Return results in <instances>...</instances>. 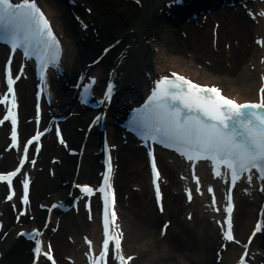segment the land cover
Wrapping results in <instances>:
<instances>
[{
  "label": "bare ground",
  "instance_id": "1",
  "mask_svg": "<svg viewBox=\"0 0 264 264\" xmlns=\"http://www.w3.org/2000/svg\"><path fill=\"white\" fill-rule=\"evenodd\" d=\"M43 1L46 4L49 15L55 18V28L59 30L65 39L62 57L68 83L75 79L74 75L78 69L97 75V84L103 80L104 76L106 77V71H104V74L102 71L106 65L113 68L116 74L118 91L112 102V107L108 110L105 129L108 141L112 144H117L115 152L116 161L120 163V173L116 177V186L119 192L124 191V193H128L129 195L126 200L129 207L124 208L122 201L125 203V200H121L120 193H118V207L120 210V220L125 225L124 229L126 231L124 249H126L127 253L134 255L131 263L216 264L214 263L215 256L213 252L217 245L218 234L215 225L212 222L210 223L207 220L208 216L203 213L201 201L195 199L190 205L185 206L183 204V197L181 195H174L171 192L173 189H177L176 187L179 182L176 177L177 168H175V163H166L161 158V155H159L158 159L163 176L168 180V184L163 186V208H165V211L162 215H159L154 207V199L151 197L152 207L151 200L147 199L150 189L145 162L141 160L144 150L141 147L135 146L134 141H129L126 145H123L119 138L120 129L112 127L110 122L112 115L117 114V111L114 110L119 109L121 106L125 107V102L128 98L134 103V100L138 99L139 95L145 93L149 84L146 72L152 77L155 73H163L166 69H178L180 71L185 70L198 79L199 73L197 70H192L188 65L189 62L195 63L193 58L211 61L212 67L217 72L220 71L221 73L223 69H226L223 77H225L224 81L227 83L225 84L223 81V88H225L228 94L234 93L241 100L256 97L255 92L259 84V75L262 74V68L264 67L259 63L258 56L264 52V44L262 48H258L253 44H250L246 48L245 45L246 42L250 41L248 37L252 32L258 35L264 33L262 27L264 23L259 21L257 25H254L250 20L242 17L240 12L237 13L230 8L213 12L209 15V18L219 20L221 17L217 29L216 50H213L211 30L208 29V22L202 24L201 28L195 26L194 23H181L178 29H173L166 22L162 14L152 17L155 10L151 12L152 15L150 16L148 13L151 5L159 0H141V9H138L132 3L124 2L121 8H115L116 12L111 18L109 16L110 10L104 4L102 5L101 14L97 15L102 26L98 36L104 39L111 36L113 31H115L114 35L121 37V40L112 50L105 54L102 60L96 63V66L86 67L82 60L86 55L95 52L98 46L95 42L96 36L88 33L84 40L79 43H72V40L76 37H84V32L77 27L75 21L68 20L67 17L65 18L63 13L68 8L66 2L62 0ZM84 1L87 5L94 7L95 14L96 11H100V7L95 6L90 0ZM100 1H105L104 3L109 4L108 0ZM192 4L194 3L191 2L190 5L192 6ZM204 5L206 4H203L201 7H204ZM211 5L209 3L208 6L210 7ZM193 6L195 7V5ZM89 18H91L89 15H83V19L89 21ZM64 19L65 21L61 26V21ZM177 22L179 23V21ZM129 28L133 29L131 34L128 32ZM181 29L186 31L185 37L180 35L179 30ZM144 38L148 39L150 47L156 48L157 52L151 53L148 50V46L142 43ZM234 39H236L237 45L233 44L232 40ZM224 40L231 42L228 51L224 49ZM116 49L118 50L117 53H121V55H108ZM189 53L192 58L190 56L189 58L185 57ZM164 55L166 57L163 60ZM150 59H154V64L149 62ZM251 64L254 67L252 70L248 67ZM203 68L207 71L206 67L203 66ZM213 80L214 78L208 77L204 81L212 82ZM30 84H32V81L31 78H28V80L19 81L17 85L21 112L20 127L24 128L28 125L25 122L24 116L29 112L32 102ZM57 85L59 87L56 90L55 96L59 100L63 98L67 100L65 103L61 101L58 111L60 110L66 115L70 108H66L65 104L69 105V107L74 105V91L69 86H64L61 83ZM88 112L89 110L82 109L79 111L78 116L70 117L62 123L63 134L69 141V144L76 146L82 141V131H78L77 128L83 125ZM0 132H3V128ZM99 134L96 130L89 132L85 140V147L80 160L81 164L76 177L74 173L76 157L67 156L57 145H50L51 140H44L42 157L38 166L45 164L43 165L44 169L53 167L54 175L50 177L48 174H43L40 171L35 170L32 172L33 181L30 184L31 211L35 215V219L32 222L27 221V225L39 224V220L43 216V212L34 208L37 200L48 198L64 199L68 192L69 182L73 177L79 183L96 179V170L100 166L97 162L99 155H96L93 151L97 149L96 140ZM48 155L49 157L52 155L59 157V162L49 165L48 160H46ZM4 158L0 164L1 166L12 159L10 153H6ZM125 183H129L130 186L131 184L139 185L142 189L141 195L126 188ZM46 193H48V196ZM236 198L237 206L234 213L235 233L238 238H241L249 231L251 222L256 216L259 200L264 199V194L252 193L248 197L239 196ZM184 209H186L185 212ZM96 210L98 211V206ZM0 211L2 212L0 219H3L4 230H8L7 236L0 241V249L3 255L1 256L0 264H29L30 255L25 254L29 243L20 237L13 238L9 206L6 203L0 204ZM189 211H192L191 221L186 220L185 217L184 219L179 217L181 213L185 214ZM75 215L69 212L61 217L57 231L49 237L60 264H66L62 260V256H71V254L75 259L74 261L77 260L78 263L80 251H75L74 247L77 243L81 242V235L85 234L86 231L91 236L96 233L94 230L97 228L94 223L88 224ZM55 218L56 216H53L52 220ZM166 220L170 222L166 223ZM61 232L63 236H61ZM262 232L260 236L254 239L252 250H255L261 244V241H264V230ZM66 235L74 236L75 244L65 241L64 236ZM80 248H82L81 245ZM237 252L238 248L235 244L228 245L227 249L222 252V259L219 264H231L236 258Z\"/></svg>",
  "mask_w": 264,
  "mask_h": 264
},
{
  "label": "snow or ice",
  "instance_id": "2",
  "mask_svg": "<svg viewBox=\"0 0 264 264\" xmlns=\"http://www.w3.org/2000/svg\"><path fill=\"white\" fill-rule=\"evenodd\" d=\"M264 14V13H262ZM0 40L9 43L12 49L21 47L24 55H35L41 61V66L54 61L59 52V40L52 31L50 22L39 8L36 0H0ZM264 43V41H261ZM174 77V78H173ZM93 80L95 78H92ZM7 82L9 92H13V76L10 68ZM85 90L88 85H85ZM113 85L108 84L106 98L110 97ZM7 99V97H5ZM13 104L15 97L13 95ZM12 124L16 125L15 113L10 111ZM132 124L141 130L145 138L158 141L161 144L176 148L189 160L201 157L210 158L214 165H226L230 171L233 184L245 173L251 181V170L257 169L264 178V87L261 88V97L258 101L238 102L222 94L219 87L196 83L179 73L172 77L163 76L157 81L144 104L134 110ZM16 131L13 128V143H16ZM39 137V133L32 137ZM152 156L154 175L159 176L155 157ZM215 170V169H214ZM16 169L7 176L0 175V179H8L16 174ZM111 165L109 164V172ZM216 175H220L216 171ZM197 182L199 178L197 177ZM107 185V187H105ZM85 193L92 194L95 190L89 185L80 186ZM108 176L99 191L104 199V233L103 247L98 255H91V264H107L110 241L113 242V255L120 264H127L132 260L131 255L125 256L122 252V233L110 230L109 221V191ZM209 191L212 189L209 187ZM28 181H24V196L28 200ZM157 184V197H160ZM189 198H191L189 194ZM213 196V202H214ZM229 203L226 210L231 213V193L228 194ZM114 204V198L112 200ZM116 213L111 211V222L114 224ZM256 229H261L258 221ZM37 231V230H34ZM227 240H234L231 219L227 220V230L224 232ZM87 239V238H86ZM91 246V240L87 241ZM238 242V241H237ZM50 247V246H49ZM41 243L36 242L34 249L37 256L41 253ZM247 253H245L246 255ZM44 255L51 257L50 252ZM53 264L55 262L53 261ZM239 264H246L244 257Z\"/></svg>",
  "mask_w": 264,
  "mask_h": 264
},
{
  "label": "rangeland",
  "instance_id": "3",
  "mask_svg": "<svg viewBox=\"0 0 264 264\" xmlns=\"http://www.w3.org/2000/svg\"><path fill=\"white\" fill-rule=\"evenodd\" d=\"M109 1V4L107 5L108 6V9L110 10V18L113 17V14H115L116 12V9L115 8H121L122 7V4L124 3V0H108ZM161 1L162 0H159L158 2H154L153 5H151L150 9H149V13L150 16L152 15L151 12H153L155 10V8L157 6H160L161 5ZM97 3V2H96ZM99 4V3H98ZM99 7H102V5L99 4ZM114 32L111 34V36H108L107 38H105L103 41H101V43H99V48L101 46H104V44H106L107 42H110L112 41L114 38H115V35H114ZM151 49V48H150ZM149 50V49H148ZM152 51V50H151ZM150 51V52H151ZM115 52V51H114ZM97 53V51H95L93 54H90L88 56H85V58H83L82 62H85L86 60L89 61L91 60L92 58L95 57V54ZM113 54V53H112ZM183 56V55H182ZM200 64H202L201 62L197 63L196 66L199 68V66H201ZM151 207H152V203H151ZM61 236H63V234L61 233Z\"/></svg>",
  "mask_w": 264,
  "mask_h": 264
}]
</instances>
